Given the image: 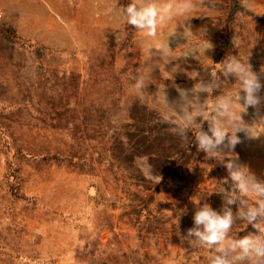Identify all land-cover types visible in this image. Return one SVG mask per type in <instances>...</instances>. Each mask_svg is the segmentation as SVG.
I'll return each mask as SVG.
<instances>
[{
	"label": "rangeland",
	"instance_id": "obj_1",
	"mask_svg": "<svg viewBox=\"0 0 264 264\" xmlns=\"http://www.w3.org/2000/svg\"><path fill=\"white\" fill-rule=\"evenodd\" d=\"M130 2L0 0V264H209L214 250L184 238L197 204L221 212L230 159L264 179V127L256 125L264 102L244 108L237 78L221 72L236 57L264 83V0H192L183 14L181 0H157L174 12L156 40L121 18ZM175 30L169 56L153 49L148 58L146 47ZM211 73L219 87L193 101L215 114L218 98H231L259 136L238 132L241 143L231 152L221 146L217 158L190 145L164 183L152 155L126 150L149 118L181 123L179 89ZM170 137L160 140L164 154L177 146ZM137 170L141 181L130 177ZM249 232L236 220L229 236Z\"/></svg>",
	"mask_w": 264,
	"mask_h": 264
},
{
	"label": "clouds",
	"instance_id": "obj_2",
	"mask_svg": "<svg viewBox=\"0 0 264 264\" xmlns=\"http://www.w3.org/2000/svg\"><path fill=\"white\" fill-rule=\"evenodd\" d=\"M193 7L192 0H181L176 11L183 14ZM173 12L171 3L161 4L157 0H131L128 5L120 8L119 15L126 24L134 26L147 37L156 40L160 24L171 19ZM175 35H177L176 30L166 41L148 45L146 47L148 58L153 55V49L162 58L169 56L172 51L169 47V37ZM181 35L187 37L185 31ZM209 48H211L210 44L205 50ZM196 51L199 50L194 48L189 52ZM221 72L225 77L237 78L243 95L238 92L235 99L243 101L244 108H257L264 102V97L260 95L264 83L249 65H245L236 57H228L223 62ZM211 76L212 80L207 82L202 80L195 89H179V99L175 102V106L182 113L181 123L176 124L171 131L186 138L187 131L195 129L198 150L204 152L208 158H217L221 146L231 152L241 143L238 132L244 131L249 137H258L259 134L253 135V127L243 122L240 113L236 114L231 98L219 97L213 107L215 114L206 113L205 105L193 101V96L211 92L213 88L219 87L216 75L211 73ZM134 79L136 88L145 87L143 74L139 73ZM198 117L208 122L207 131H204L203 125L197 122ZM220 117L227 119L222 121ZM256 125L264 127V118ZM224 167L231 180V189L220 190L224 194L221 212L214 210L208 203L202 206L197 204L192 217L193 226L186 230L184 238L192 247L206 246L209 250H214L215 254L211 255L209 264H264V179L257 178L247 167L232 159L228 160ZM148 178L155 183L161 180L160 176L155 175ZM248 198H252L253 202L249 203ZM231 205L237 206L235 213ZM236 220L251 225L255 232H249L239 239L231 238L229 233Z\"/></svg>",
	"mask_w": 264,
	"mask_h": 264
},
{
	"label": "trees",
	"instance_id": "obj_3",
	"mask_svg": "<svg viewBox=\"0 0 264 264\" xmlns=\"http://www.w3.org/2000/svg\"><path fill=\"white\" fill-rule=\"evenodd\" d=\"M146 110L147 109L145 108L144 112H146ZM175 125L176 124H172L170 122L165 121L164 119H159L157 117H153L151 119L149 118L144 125L138 126V141L134 143L132 147L130 146L129 150H126L128 154H131L133 156L139 155V153L152 155V160L154 158V160L158 161V163H160L161 165L159 171L164 174V177L162 178V181L164 183L167 181L166 179L168 178L167 173L171 172L172 170L170 168V165H179V161L180 159H182L181 157H184L188 150H192L190 149V145L193 146L196 144L195 134L187 132L186 138H182L179 135L173 134L171 129ZM162 136H167V138H165L163 141L171 140L170 136L175 139V143L177 141V146L174 150H165L167 151V154H164V152L159 151V145ZM151 148H153L154 151L148 152L151 150ZM128 160L132 161V157ZM130 177L135 181H141L142 179H144V177H142L138 170L136 173L131 174Z\"/></svg>",
	"mask_w": 264,
	"mask_h": 264
}]
</instances>
